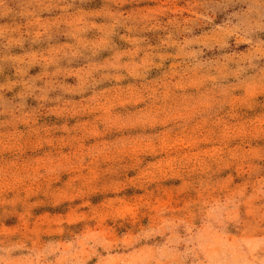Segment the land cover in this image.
Returning <instances> with one entry per match:
<instances>
[{
	"label": "rangeland",
	"instance_id": "1",
	"mask_svg": "<svg viewBox=\"0 0 264 264\" xmlns=\"http://www.w3.org/2000/svg\"><path fill=\"white\" fill-rule=\"evenodd\" d=\"M0 264H264V0H0Z\"/></svg>",
	"mask_w": 264,
	"mask_h": 264
}]
</instances>
